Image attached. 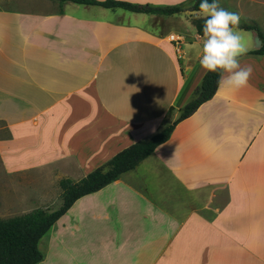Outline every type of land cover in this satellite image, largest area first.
Instances as JSON below:
<instances>
[{
	"label": "crops",
	"instance_id": "crops-1",
	"mask_svg": "<svg viewBox=\"0 0 264 264\" xmlns=\"http://www.w3.org/2000/svg\"><path fill=\"white\" fill-rule=\"evenodd\" d=\"M34 6L0 0V162L18 199L44 203L61 179L80 181L172 123L207 71L198 11ZM249 21L264 36V17ZM240 65L252 68L247 87L219 83L133 171L75 201L39 240L38 264H264V56Z\"/></svg>",
	"mask_w": 264,
	"mask_h": 264
},
{
	"label": "trees",
	"instance_id": "trees-1",
	"mask_svg": "<svg viewBox=\"0 0 264 264\" xmlns=\"http://www.w3.org/2000/svg\"><path fill=\"white\" fill-rule=\"evenodd\" d=\"M59 3L72 2L81 5L99 6L106 9H122L132 13L168 17L181 12L199 11L201 0H188L187 3L174 6L154 7L136 5L115 0H52ZM203 19H193L192 24L198 36H203ZM239 29L257 32L262 45L259 50L248 52L249 55L264 56V36L255 22L246 21ZM240 58V59H241ZM219 73L206 72L194 98L181 110L178 117L161 129L150 139L137 142L122 150L106 164L98 167L78 182L61 179L58 186L61 190V205L56 210L35 209L30 213L8 220H0V264H38L43 255L38 249L39 240L55 225L57 220L81 197L95 193L118 180L123 174L133 171L142 161L150 157L157 147L166 143L175 126L190 117L202 104L211 100L219 85ZM172 108L166 114L170 117Z\"/></svg>",
	"mask_w": 264,
	"mask_h": 264
},
{
	"label": "clouds",
	"instance_id": "clouds-1",
	"mask_svg": "<svg viewBox=\"0 0 264 264\" xmlns=\"http://www.w3.org/2000/svg\"><path fill=\"white\" fill-rule=\"evenodd\" d=\"M195 15L204 20L200 66L208 72L219 73V83L226 88L247 87L252 68L240 65V58L249 50L239 32L240 15L222 7L219 0H201Z\"/></svg>",
	"mask_w": 264,
	"mask_h": 264
},
{
	"label": "rangeland",
	"instance_id": "rangeland-1",
	"mask_svg": "<svg viewBox=\"0 0 264 264\" xmlns=\"http://www.w3.org/2000/svg\"><path fill=\"white\" fill-rule=\"evenodd\" d=\"M33 1L35 2L34 8H37L46 0ZM219 2L220 5L225 9L236 12L240 15L241 19L239 25L249 21L250 16L257 17L258 19H262L264 17V0H219ZM247 37L249 36L247 35ZM242 38L244 40V36H242ZM173 115L174 113L171 112L169 115L170 117L167 118L169 122H171L175 117ZM7 137V128L3 123L0 122V139H5ZM14 188L17 190L16 193L22 191V186L19 188L18 185L14 186L13 184H10L7 174L3 170L0 162V220H8L11 218L24 216L33 211L36 207L56 210L61 205L60 188L58 192L59 194L54 196L52 201L44 203L22 201L18 199V195L21 193L16 194Z\"/></svg>",
	"mask_w": 264,
	"mask_h": 264
},
{
	"label": "water",
	"instance_id": "water-1",
	"mask_svg": "<svg viewBox=\"0 0 264 264\" xmlns=\"http://www.w3.org/2000/svg\"><path fill=\"white\" fill-rule=\"evenodd\" d=\"M251 34H252L253 47L255 50H259L262 45L261 39L259 38L257 32H252Z\"/></svg>",
	"mask_w": 264,
	"mask_h": 264
},
{
	"label": "built area",
	"instance_id": "built-area-1",
	"mask_svg": "<svg viewBox=\"0 0 264 264\" xmlns=\"http://www.w3.org/2000/svg\"><path fill=\"white\" fill-rule=\"evenodd\" d=\"M170 41L175 43V45L178 47L180 45L181 39L179 37H176L175 35H170Z\"/></svg>",
	"mask_w": 264,
	"mask_h": 264
}]
</instances>
